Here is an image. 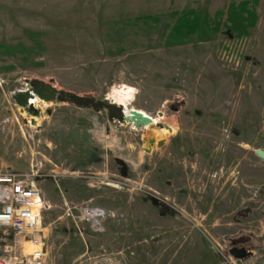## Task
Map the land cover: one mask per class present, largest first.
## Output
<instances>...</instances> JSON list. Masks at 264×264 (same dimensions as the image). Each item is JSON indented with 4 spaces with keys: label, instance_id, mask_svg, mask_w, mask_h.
I'll return each mask as SVG.
<instances>
[{
    "label": "rangeland",
    "instance_id": "rangeland-1",
    "mask_svg": "<svg viewBox=\"0 0 264 264\" xmlns=\"http://www.w3.org/2000/svg\"><path fill=\"white\" fill-rule=\"evenodd\" d=\"M232 2L256 15L246 34L228 28ZM40 82L110 101L130 85L156 120L40 98L30 112L16 96ZM257 149L264 0H0V164L41 190L45 264H239L232 240L264 225Z\"/></svg>",
    "mask_w": 264,
    "mask_h": 264
},
{
    "label": "built area",
    "instance_id": "built-area-1",
    "mask_svg": "<svg viewBox=\"0 0 264 264\" xmlns=\"http://www.w3.org/2000/svg\"><path fill=\"white\" fill-rule=\"evenodd\" d=\"M38 203L42 204L40 210L37 209ZM45 209L34 176L29 172H4L0 164V264L46 263V235L43 223H39ZM105 215V211L98 207L82 208L83 219L95 230L101 229ZM25 242L35 247L32 252L25 254ZM18 250L23 253L15 252Z\"/></svg>",
    "mask_w": 264,
    "mask_h": 264
},
{
    "label": "water",
    "instance_id": "water-1",
    "mask_svg": "<svg viewBox=\"0 0 264 264\" xmlns=\"http://www.w3.org/2000/svg\"><path fill=\"white\" fill-rule=\"evenodd\" d=\"M40 98L45 101L60 102L67 101V103L79 108H93L96 111L106 110L110 121L128 122L136 126H145L153 122L152 117L145 115L137 109L128 110L126 107L113 103L109 100H97L91 96L79 95L76 93H64L59 91L51 83L40 82L39 84L32 83L29 88L20 92L16 96L18 103L27 107L30 112H38L34 104L30 103L31 99ZM256 153L264 160V151L257 149ZM230 249V254L237 259L239 264L247 259L251 253L245 247H238L236 243Z\"/></svg>",
    "mask_w": 264,
    "mask_h": 264
},
{
    "label": "bare ground",
    "instance_id": "bare-ground-1",
    "mask_svg": "<svg viewBox=\"0 0 264 264\" xmlns=\"http://www.w3.org/2000/svg\"><path fill=\"white\" fill-rule=\"evenodd\" d=\"M135 91H136L135 87L124 84V85H121L119 87L114 88L110 92V96L109 97H110L111 100H113V103L122 105V106L126 107L128 110H130L132 108L133 109H137L135 107H130V104L132 103V101L134 100V97H135ZM30 103L34 104L35 106H38L42 102H41V100L38 97H36L34 99H31ZM137 110H139V109H137ZM139 111L143 112L147 116L152 117V119H153L152 123L147 124V125L144 126L145 128H148L149 126H151L155 122L156 119L153 116L147 114L146 112H144L142 110H139ZM130 124L133 125V128L135 127V125L133 123H130ZM176 132H177V128L176 127L169 126V127H166V128H160L159 131H158V136H161V137L162 136H169V135L175 134ZM41 207H42V204L38 203L37 209L40 210ZM39 223H42L41 222V218H39ZM24 245H25V248H26L25 254H27L29 252H32L34 250V248H35L30 242H25Z\"/></svg>",
    "mask_w": 264,
    "mask_h": 264
},
{
    "label": "crops",
    "instance_id": "crops-1",
    "mask_svg": "<svg viewBox=\"0 0 264 264\" xmlns=\"http://www.w3.org/2000/svg\"><path fill=\"white\" fill-rule=\"evenodd\" d=\"M144 112H146V111H144ZM263 205H264V203H263ZM260 208H261V206H260ZM232 222H233V224L236 223V222H234V219L232 221H228L227 228L231 227ZM258 230L259 231H256V230L246 231V230H244L242 232V234L237 236V238L234 237L232 242H233V244L235 242H237L238 244H240L238 246L245 247L251 253V255H250V256H252L251 258L260 259L262 264H264V225H262V227H260ZM237 240H239L240 243ZM246 263H248V261L245 263L242 262V264H246Z\"/></svg>",
    "mask_w": 264,
    "mask_h": 264
},
{
    "label": "trees",
    "instance_id": "trees-1",
    "mask_svg": "<svg viewBox=\"0 0 264 264\" xmlns=\"http://www.w3.org/2000/svg\"><path fill=\"white\" fill-rule=\"evenodd\" d=\"M244 2L241 9H238L235 3H231L228 7L230 10L228 20L230 22L228 28L236 34H246L249 27L253 26L256 22V15L249 12Z\"/></svg>",
    "mask_w": 264,
    "mask_h": 264
}]
</instances>
